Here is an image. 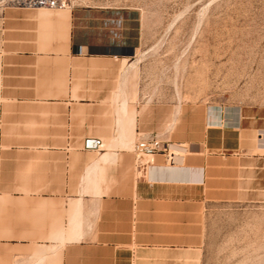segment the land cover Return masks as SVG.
I'll return each instance as SVG.
<instances>
[{"label":"crops","instance_id":"1","mask_svg":"<svg viewBox=\"0 0 264 264\" xmlns=\"http://www.w3.org/2000/svg\"><path fill=\"white\" fill-rule=\"evenodd\" d=\"M10 19L0 27V117L7 120L0 124V197L12 199L21 225L13 229L53 232L22 245L62 244L57 264H117L125 248L173 244L182 208L207 198L209 169L222 167L228 153L262 148L264 129L242 108L209 105L194 141L168 144L167 155H152L161 156L157 163L136 164L133 140H116L142 133L144 109L133 107L126 91L112 116L102 90L88 88L113 84L118 71L132 68L116 60H129L123 51L133 46L94 50L71 10L24 8ZM10 134L30 139L6 141ZM113 134L102 148L86 146ZM62 230L71 233L62 237Z\"/></svg>","mask_w":264,"mask_h":264},{"label":"rangeland","instance_id":"2","mask_svg":"<svg viewBox=\"0 0 264 264\" xmlns=\"http://www.w3.org/2000/svg\"><path fill=\"white\" fill-rule=\"evenodd\" d=\"M34 7L71 10L81 38L94 50L133 46L123 51L133 55L129 60H116L132 68L118 71L113 84L107 79L101 88H88L102 90L112 116L126 93L133 107L144 109L142 133L116 140H133L136 164L145 167L161 157L138 154L134 146L140 139L167 145L194 141L209 105L242 108L264 129V0H0V27L11 21L13 10ZM29 137L4 135L12 142ZM113 137L103 138L100 148ZM261 146L228 153L222 167L209 169L207 198L182 208L180 240L125 248L117 264H264V142ZM13 210L12 199L0 197V264H35L42 253L39 264H57L62 244L22 245L23 239H49L53 232L13 229L21 226ZM68 219L74 228L75 219ZM59 232L65 237L71 230Z\"/></svg>","mask_w":264,"mask_h":264},{"label":"built area","instance_id":"3","mask_svg":"<svg viewBox=\"0 0 264 264\" xmlns=\"http://www.w3.org/2000/svg\"><path fill=\"white\" fill-rule=\"evenodd\" d=\"M95 140V147L90 148H96L99 149L102 146V140L100 138L93 139ZM167 147L168 145L160 142L157 139L150 138V139H140L135 143L134 150L138 154H142L145 156H152L156 154L157 152H164L163 154L167 155ZM171 158L170 156H167V159Z\"/></svg>","mask_w":264,"mask_h":264},{"label":"water","instance_id":"4","mask_svg":"<svg viewBox=\"0 0 264 264\" xmlns=\"http://www.w3.org/2000/svg\"><path fill=\"white\" fill-rule=\"evenodd\" d=\"M86 146L87 147H95V140H93V139H88V140H86Z\"/></svg>","mask_w":264,"mask_h":264},{"label":"bare ground","instance_id":"5","mask_svg":"<svg viewBox=\"0 0 264 264\" xmlns=\"http://www.w3.org/2000/svg\"><path fill=\"white\" fill-rule=\"evenodd\" d=\"M217 109V108H216ZM212 112H216V111H212ZM233 112V111H232ZM230 117V116H229ZM60 235V234H59ZM45 256V254H38V259L36 260L35 263H37L38 261H40L43 257ZM43 262V261H42ZM39 264V263H38Z\"/></svg>","mask_w":264,"mask_h":264}]
</instances>
